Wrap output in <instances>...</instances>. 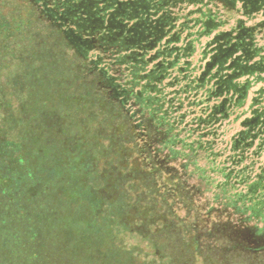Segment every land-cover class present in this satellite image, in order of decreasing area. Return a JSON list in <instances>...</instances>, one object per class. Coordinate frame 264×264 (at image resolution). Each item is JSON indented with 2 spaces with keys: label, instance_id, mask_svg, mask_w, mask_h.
I'll return each instance as SVG.
<instances>
[{
  "label": "trees",
  "instance_id": "1",
  "mask_svg": "<svg viewBox=\"0 0 264 264\" xmlns=\"http://www.w3.org/2000/svg\"><path fill=\"white\" fill-rule=\"evenodd\" d=\"M23 38L95 131L50 159L65 208L36 264H264V0H0V48ZM2 133L18 172L51 158Z\"/></svg>",
  "mask_w": 264,
  "mask_h": 264
},
{
  "label": "rangeland",
  "instance_id": "2",
  "mask_svg": "<svg viewBox=\"0 0 264 264\" xmlns=\"http://www.w3.org/2000/svg\"><path fill=\"white\" fill-rule=\"evenodd\" d=\"M10 45L13 50L22 47L19 51L23 59L21 61L16 56L17 61L0 48V129L9 139L40 138L41 142L36 143V148H44L51 158L44 160L37 152L38 158L34 159L35 166L32 167L34 174L28 177L23 170L17 171V146L0 142V260L5 257L11 260L8 264H36L45 256L41 247L45 243L44 238L49 236L46 235L47 229H51L52 222L55 226L60 223V219H56L57 214L49 217L47 213H62L65 208L64 196L67 191L57 181L60 176H55L53 170L56 163L50 159L53 160L55 152L62 159V148L65 147L62 139L66 132L84 134L88 127L78 121L74 105L53 95L54 84H47L50 79L45 76L34 78L30 67L25 66L36 62L33 53L39 47H35L34 43L31 46L27 38L19 42L11 41ZM45 131L48 134H44ZM53 131L51 140L42 138V135L46 137ZM93 132L87 131L88 135ZM81 143H76V151H80ZM29 150L33 153V148ZM28 191H31L29 195ZM28 215L37 220L34 224L37 230H28L32 226ZM12 220L18 223L13 224ZM52 252L51 257L63 256L57 253V249Z\"/></svg>",
  "mask_w": 264,
  "mask_h": 264
}]
</instances>
